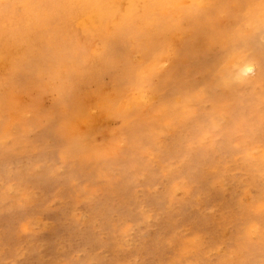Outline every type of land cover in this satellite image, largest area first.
<instances>
[{
  "label": "rangeland",
  "instance_id": "rangeland-1",
  "mask_svg": "<svg viewBox=\"0 0 264 264\" xmlns=\"http://www.w3.org/2000/svg\"><path fill=\"white\" fill-rule=\"evenodd\" d=\"M42 1L0 0V264H107L110 235L146 222L135 237L151 243L141 264L179 254L183 242L169 247L171 237L199 238L213 249L210 264H242L264 243V0H51L48 9ZM149 55L166 60L162 71L170 61L178 69L166 89L159 72L143 70ZM253 62L261 79L258 67L238 72ZM141 74L149 84L136 87ZM187 88L202 100L184 104ZM100 97L113 112L90 111ZM68 102L71 114L88 110L93 119L73 126ZM163 102L177 111L169 119L153 111ZM142 118L153 122L145 142L116 144L119 155L107 147ZM260 253L245 264H264Z\"/></svg>",
  "mask_w": 264,
  "mask_h": 264
},
{
  "label": "bare ground",
  "instance_id": "bare-ground-1",
  "mask_svg": "<svg viewBox=\"0 0 264 264\" xmlns=\"http://www.w3.org/2000/svg\"><path fill=\"white\" fill-rule=\"evenodd\" d=\"M46 2L48 1V0H45ZM44 1V2H45ZM51 1V0H50ZM50 1H48V7L47 6H45L46 8H42V9H48L49 8V3H51L52 4V1L50 2ZM65 1V0H64ZM63 1V2H64ZM82 1V0H81ZM94 1V0H93ZM99 1V0H98ZM150 1H152V0H150ZM228 1V0H227ZM226 1V2H227ZM8 2V1H7ZM43 1H42V4H45ZM67 2V1H66ZM75 2V1H74ZM73 2V3H74ZM77 2V1H76ZM97 2V1H96ZM99 2H101V1H99ZM108 3V0L107 1H105V3ZM132 2V1H131ZM145 2H146V0H145ZM144 2V3H145ZM258 2V1H257ZM147 3V2H146ZM229 3V2H228ZM38 4H41V3H36V5H38ZM47 4V3H46ZM50 4V5H51ZM77 4V3H76ZM79 4V3H78ZM113 4V3H112ZM131 4V3H130ZM129 4V5H130ZM149 4V3H148ZM151 4V3H150ZM221 4H223V3H221ZM226 4V3H225ZM52 5H55V3L54 4H52ZM51 5V6H52ZM57 6H58V4H56ZM68 5H70V4H68ZM68 5H66V6H68ZM74 5H75V3H74ZM96 5H98V3L96 4ZM100 5H101V3H100ZM100 5H98V6H100ZM104 5V4H103ZM102 5V6H103ZM132 5H133V3H132ZM132 5H130V8L131 7H133ZM263 5V4H262ZM26 6V5H25ZM40 6V5H39ZM98 6H96V7H98ZM112 6H114V5H112ZM112 6L110 7V8H112ZM176 6H178V5H176ZM220 6H222V5H220ZM8 7V6H7ZM15 7V6H14ZM31 7H32V5H31ZM34 7H36V6H34ZM34 7H32V8H34ZM43 7V6H42ZM70 7V6H69ZM106 7H107V5H106ZM105 7V8H106ZM127 7V6H126ZM179 7V6H178ZM28 8V7H27ZM39 9L41 8V6L40 7H38ZM51 9H52V7H50ZM68 8V7H67ZM74 8H76V7H74ZM102 8H104V7H102ZM109 8V9H110ZM116 8V7H115ZM172 8V7H171ZM9 9V8H8ZM31 9V8H30ZM59 9V8H58ZM57 9V10H58ZM63 9V8H62ZM61 9V10H62ZM69 9V8H68ZM89 9V8H88ZM100 9H101V6H100ZM106 10L105 12L103 11V9H102V11L104 12V13H107V11H109V13L111 14V11H112V9L111 10ZM114 9V8H113ZM120 9V8H119ZM163 9V8H162ZM13 10V9H12ZM16 10V9H15ZM22 10H24V9H22ZM37 10V9H36ZM64 10H66V9H64ZM70 10V9H69ZM68 10V11H69ZM79 10H81V9H79ZM176 10V9H175ZM209 10V9H208ZM38 11V10H37ZM37 11H35V12H37ZM74 11H76L75 9H74ZM73 11V12H74ZM126 11V10H125ZM132 11V10H131ZM134 11V10H133ZM246 11V10H245ZM34 12V11H33ZM34 12V13H35ZM38 12H40V10L38 11ZM47 12V11H46ZM58 12H60V11H58ZM58 12L56 13V14H58ZM64 12V11H63ZM103 12H101V13H103ZM115 12H116V10H115ZM173 12V11H172ZM225 12H226V10H225ZM227 12H229V11H227ZM264 12V11H263ZM28 13H30L29 12V9H28ZM33 13V14H34ZM41 13V12H40ZM44 13V12H43ZM48 13V12H47ZM61 13V12H60ZM60 13H59V16H60ZM68 13V12H67ZM100 13V14H101ZM113 13V12H112ZM128 13V12H127ZM132 13V12H131ZM207 13V12H206ZM258 13H260V12H258ZM262 13V12H261ZM8 14V13H7ZM46 14V13H45ZM50 14H51V12H50ZM54 14V13H53ZM56 14H54V16L56 15ZM99 14V15H100ZM172 14H177V13H172ZM204 14H205V11H204ZM217 14V13H216ZM256 14V13H255ZM10 15V14H9ZM8 15V16H9ZM13 15V14H12ZM29 15H32V13L31 14H29ZM114 15H116L115 13H114ZM207 15V14H206ZM258 15V14H257ZM35 16V15H34ZM33 16V17H34ZM50 16V15H49ZM62 16V15H61ZM102 16V15H101ZM163 16V15H162ZM36 17V16H35ZM43 17V16H42ZM45 17V16H44ZM43 17V18H44ZM70 17V16H69ZM111 17H112V15H111ZM117 17V16H116ZM115 17V18H116ZM6 18V17H5ZM24 18V17H23ZM32 18V17H31ZM56 18V17H55ZM159 18V17H158ZM162 18V17H161ZM170 18V17H169ZM186 18V17H185ZM203 18V17H202ZM234 18H236V17H234ZM7 19V18H6ZM12 18H10V20H11ZM45 19V18H44ZM59 19V18H58ZM32 20H34V19H32ZM31 20V21H32ZM206 20V19H205ZM253 20V19H252ZM26 21V20H25ZM38 21V22H37ZM36 22L37 23H39V20H37ZM41 21H43V20H41ZM56 21V20H55ZM131 21V20H130ZM251 21V20H250ZM261 21V20H260ZM199 22H201V21H199ZM252 22V21H251ZM257 23H259V22H257ZM29 24V23H28ZM27 24V25H28ZM32 24V23H31ZM30 24V25H31ZM36 24V23H35ZM45 24V23H44ZM117 24V23H116ZM168 24V23H167ZM200 24V23H199ZM206 24V23H205ZM252 24V23H251ZM37 25V24H36ZM39 25V24H38ZM119 25V24H118ZM33 27H34V24H33ZM38 27V26H37ZM145 27V26H144ZM200 28V27H199ZM198 28V29H199ZM203 28V27H202ZM216 28V27H215ZM35 29V28H34ZM39 29V28H38ZM145 29V28H144ZM140 30V29H139ZM138 30V31H139ZM33 31V30H32ZM31 31V32H32ZM53 31V30H52ZM86 31V30H85ZM15 32V31H14ZM31 32H30V34L29 35H31ZM40 32H42V30L40 31L39 30V33ZM212 32H214V31H212ZM211 32V33H212ZM220 32H222V31H220ZM10 33V32H9ZM260 33V32H259ZM36 34V33H35ZM41 34V33H40ZM111 35H113V34H111ZM19 36V35H18ZM21 36H22V34H21ZM23 36H25L26 37V35H23ZM36 36V35H35ZM37 36H39L38 35V33H37ZM207 36V35H206ZM33 37V36H32ZM162 37H164V36H162ZM26 38H28V37H26ZM31 38V37H30ZM117 38V37H116ZM116 38H114V39H116ZM128 38V37H127ZM211 38V37H210ZM36 39V38H35ZM106 39H109V38H107L106 37ZM114 39H112V40H114ZM170 39V38H169ZM10 40V39H9ZM41 40V39H40ZM118 40V39H117ZM149 40V39H148ZM125 41V40H124ZM60 42V41H59ZM107 42V41H106ZM114 42V41H113ZM129 42V41H128ZM162 42V41H161ZM161 42H160V44H161ZM109 43H110V45H111V42H110V40H109ZM108 43V44H109ZM115 43V42H114ZM29 44V43H28ZM105 44V43H104ZM113 44V43H112ZM121 44V43H120ZM159 44V45H160ZM212 44V43H211ZM13 45V44H12ZM145 45V44H144ZM152 45V44H151ZM166 45V44H165ZM164 45V46H165ZM213 45V44H212ZM106 46V45H105ZM109 46V45H108ZM162 46V45H161ZM232 46V45H231ZM73 47H74V45H73ZM72 47V48H73ZM104 47V46H103ZM111 47V46H110ZM6 48V47H5ZM50 48V47H49ZM105 48V47H104ZM144 48V50H146V51H148V50H151V52H152V49L151 48H149L147 45L146 46H144L143 47ZM226 47H224V49H225ZM13 49V48H12ZM11 49V50H12ZM108 49V48H107ZM217 50V49H216ZM16 51V50H15ZM205 51V50H204ZM3 52V51H2ZM1 52V53H2ZM73 52V51H72ZM149 52V51H148ZM208 52H210V51H208ZM53 53V52H52ZM154 53V52H153ZM152 53V54H153ZM179 53V52H178ZM93 54V53H92ZM210 54V53H209ZM212 54V53H211ZM154 55V54H153ZM213 55V54H212ZM100 56H102V55H100ZM99 56V57H100ZM126 56V55H125ZM154 56H156V55H154ZM183 56H184V54H183ZM142 57V56H141ZM149 58H150V55L148 56ZM174 57V56H173ZM102 58V60H104L103 58V56L101 57ZM114 58V57H113ZM124 58V57H123ZM98 59V58H97ZM100 59V58H99ZM109 59V58H108ZM129 59V58H128ZM146 59V58H145ZM209 58H207V60H208ZM250 59V58H249ZM248 59V60H249ZM205 60V59H204ZM211 62H209L210 64H212V67L213 66H215L216 64H217V67H219V65H218V61H219V59H217V56H215V57H210V59H209ZM105 61V60H104ZM104 61H101V62H104ZM119 61V60H118ZM131 61V60H130ZM148 61V64H146V62ZM163 61H166V60H162V59H157V58H150L149 60H148V58L146 59V62H145V66H143L142 68H143V70L146 68H148V69H154L155 70V73H158V75H159V85L161 86V88L162 89H166L167 87H166V81H167V83L168 82H170V81H172L173 79H175V78H177V76L175 75L176 74V71L174 70V69H177L176 68V66L174 65V64H171L172 62L170 61V66L172 67V65H174L175 66V68L174 69H172L171 67L169 68H167V69H164L163 71H162V65L165 63V62H163ZM3 62V61H2ZM100 62V63H101ZM122 62H124V61H122ZM192 62V61H191ZM250 62H251V60H250ZM67 63V62H66ZM108 64V63H110V61L108 62V61H106V62H104V65L105 64ZM209 63H208V66H209ZM254 64H252V63H243L242 65H240L239 67H238V72H243V73H251L252 71H254V68L255 67H258V71H257V73H256V75H257V77H259V75H261L260 74V72H261V68H260V66L261 65H259V63L258 62H253ZM112 64V61H111V63H110V65ZM260 64H262V63H260ZM101 65V64H100ZM109 65V64H108ZM113 65H115V64H113ZM207 65V64H206ZM105 66H107V65H105ZM208 66H204V67H206V68H211L210 66L208 67ZM220 66H221V63H220ZM263 67H264V64L262 65ZM97 67V66H96ZM112 67H115V66H112ZM111 67V68H112ZM120 67V66H119ZM141 67V66H140ZM204 67H200V68H204ZM216 67V66H215ZM122 68V67H121ZM206 68H204L203 70H206ZM214 68V67H213ZM213 68H211L212 70H210L209 69V72H211V71H213ZM223 68V67H222ZM134 69H136V68H134ZM216 69V68H215ZM231 69V68H230ZM157 70V71H156ZM178 70V69H177ZM202 70V69H201ZM208 70V69H207ZM133 71V74H135L134 72L135 71H137V70H132ZM232 71H234V73H235V70H232ZM113 72V71H112ZM178 72V71H177ZM206 72H208V71H206ZM262 72H264L263 70H262ZM261 72V73H262ZM50 73V72H49ZM53 73V72H52ZM137 73V72H136ZM144 73V72H143ZM98 74V73H97ZM118 74V73H117ZM120 74V73H119ZM137 74H140V73H137ZM212 74V73H211ZM214 74V73H213ZM212 74V75H213ZM223 74V73H222ZM229 74V73H228ZM217 75V74H216ZM211 76V75H210ZM137 77V75L135 76V78ZM141 80L139 81V82H141V83H139V84H136V87H138V86H141V85H145V83H146V85L147 84H149V83H147V79L145 78V74H141ZM213 77V76H212ZM217 77H219V76H217ZM221 77V76H220ZM219 77V79L221 80V78ZM223 77V76H222ZM256 77V78H257ZM216 77H214V79H215ZM255 78V79H256ZM114 79V78H113ZM137 79H139V77H137ZM207 79H209V78H207ZM213 79V78H212ZM211 79V80H212ZM259 79H261V77H259ZM136 80V79H135ZM134 80V81H135ZM216 80V79H215ZM215 80L213 81V82H215ZM219 80V81H220ZM225 80H227V79H225ZM174 81V80H173ZM210 81V79L207 81V82H209ZM219 81H218V83H219ZM249 81V80H248ZM256 81V80H255ZM258 81V80H257ZM120 82L121 81H118L117 83H115V87H117V88H120ZM175 82V81H174ZM206 82V83H207ZM211 82V81H210ZM209 82V83H210ZM225 82V81H224ZM251 82H252V80H251ZM59 83V82H58ZM209 83H208V85H207V88H209L210 87V85H209ZM226 83V82H225ZM259 83V82H258ZM257 83V84H258ZM205 84V83H204ZM221 84H222V82H221ZM255 84H256V82H255ZM159 85H158V87H159ZM171 85V84H170ZM218 85V84H217ZM247 85V84H246ZM223 86V84L222 85H219L218 87H222ZM226 86H227V84H226ZM113 87H114V85H113ZM206 87V86H205ZM212 87V89L210 88L209 90H213L214 88H213V86H211ZM215 87V86H214ZM224 87H225V85H224ZM59 88H62V87H59ZM199 88V87H198ZM228 88V87H227ZM206 90V89H205ZM216 90V89H215ZM214 90V91H215ZM63 92V91H62ZM193 92V91H192ZM212 92V91H211ZM217 92H219L218 91V88H217ZM61 93V92H60ZM181 93V92H180ZM206 93H207V91H206ZM214 93V92H213ZM182 94L183 95H185V96H183V97H185V99L183 98V102H184V104L186 103V102H190V101H193L194 99H192V98H194V97H196V96H192V93H191V89H189V88H187L184 92H182ZM217 94V93H216ZM238 94V93H237ZM248 94V93H247ZM194 95V94H193ZM214 95V94H213ZM219 95V94H218ZM206 96V95H205ZM208 96L210 97V94H208ZM233 96V95H232ZM252 96V95H251ZM150 97H152V96H150ZM209 97H207V99L208 100H210V98ZM234 97V96H233ZM101 98V97H100ZM114 98V97H113ZM230 98V97H229ZM228 98V99H229ZM203 99H204V97H203ZM212 99V98H211ZM96 101L94 102H92V106L89 108L90 109V111H92L93 109H95V110H97L98 112H101V109L102 108H100V106L101 107H103V110L102 111H104V110H108V112L107 113H110V112H113V109L115 108V104L113 103V101H111V103H108L107 101H105V99H99V100H97V99H95ZM130 100H135V106H138V103H137V100L136 99H133V98H131ZM185 100V101H184ZM196 100V99H195ZM193 101V102H197V100H202V99H199L198 97H197V100L196 101ZM70 101H71V99H70ZM76 101V100H75ZM104 101V102H103ZM160 101V100H159ZM102 102V103H101ZM177 102V101H176ZM183 102H182V104H183ZM100 103H101V105H100ZM181 103V102H180ZM10 104H11V102H10ZM14 104V103H13ZM13 104H12V107H13ZM181 104V105H182ZM183 104V105H184ZM233 105V104H232ZM64 106V113L66 112V114H63L64 116H67L68 118L70 117H72L73 115L71 114V110H69V109H72V107L70 106V104H69V102H68V104H65V105H63ZM143 106V105H142ZM96 107V108H95ZM126 107H128L127 105H126ZM181 107H183V106H181ZM255 107V106H254ZM253 107V108H254ZM129 108V107H128ZM180 108V107H179ZM233 108H234V106H233ZM252 109V108H251ZM178 110V109H177ZM234 109H230V110H228V111H233ZM153 111H155V112H158V111H161L162 113H166V115H168V119L171 117V116H174L175 114H176V110L175 109H173L172 107H170L166 102H163V104H159V105H157L155 108H153ZM85 112V113H84ZM84 112H81L80 110L79 111H77L76 112V114L74 115L75 117H73L72 119H74V120H72V122H71V124H73V126H74V124H75V126H78V125H80L82 122H85V121H81V120H83L82 118H84L85 120H90V119H93V117H94V114L93 113H88V110H87V114H86V111H84ZM116 112V111H115ZM227 112V111H226ZM229 112V113H230ZM104 113H106L105 111H104ZM159 114H160V112H158ZM239 113V112H238ZM246 113V112H245ZM87 116H86V115ZM116 114V113H115ZM156 115V114H155ZM240 115H241V113H240ZM239 115V117H241ZM121 116L123 117V118H125L127 115H125V113L123 114V113H121ZM154 116V115H153ZM163 116H164V114H163ZM67 117H65L64 119H66ZM148 117V116H147ZM151 117V116H150ZM166 117H165V119H166ZM243 117V116H242ZM135 119V118H134ZM136 119H138V118H136ZM143 119V118H142ZM148 119V118H147ZM147 119H143V120H140V121H138V120H134V125H132V126H134L135 128H137V129H133V130H131V131H136V130H140L139 131V134L138 133H136V134H134V132H133V135L134 136H132V137H130L131 135H130V133L132 134V132L130 131H128L129 130V128L131 129V127H129L128 128V126H127V128H128V130H127V128L126 129H123L124 130V132H121V136H122V134H123V136L121 137V138H118V137H116V138H118V139H116L115 140V142H113V140H114V137H113V140H112V143H113V145L111 144V141H110V143H108L107 144V147L108 146H110L111 148H112V150H117L116 151V153L117 152H119V150L118 149H116V148H114V146L116 145V144H124L125 143V146H126V143H128V144H131V139H136V141L135 142H132V144L133 143H135L136 144V142H138L139 141V138H141L142 136L143 137H147L144 133H143V129L145 128V125H147V124H149L148 126H150V124H152L153 122H152V120L150 121V123H148V121H147ZM161 119H164V117H162ZM196 119V118H195ZM239 119V118H238ZM243 118H241V120H242ZM150 120V119H149ZM167 120V119H166ZM95 121H96V119H95ZM165 121V120H164ZM236 121V120H235ZM18 122V121H17ZM21 122V121H20ZM60 122V121H59ZM155 122H156V120H155ZM175 121H173V123H174ZM240 122V121H239ZM243 122V121H242ZM124 123H125V121H124ZM126 123H128V122H126ZM160 123H162V122H160ZM194 123V122H193ZM17 124V123H16ZM16 124L14 125L15 127H16ZM23 125V124H22ZM57 125H59V123L57 124ZM87 125V124H86ZM94 125H96V124H94ZM128 125V124H127ZM10 126V125H9ZM13 126V127H14ZM28 126H31V125H28ZM63 126V125H62ZM147 126V127H148ZM17 127H18V125H17ZM16 127V128H17ZM35 127V126H34ZM103 127V126H102ZM125 127H126V125H125ZM172 127V126H171ZM15 128V129H16ZM18 129V128H17ZM90 130V129H89ZM122 130V129H121ZM9 131V130H8ZM16 131V130H15ZM128 131V132H127ZM239 131V130H238ZM242 131H243V129H242ZM90 132H91V130H90ZM215 132V131H214ZM233 132V131H232ZM246 132H248V131H246ZM43 133V132H42ZM120 133V132H119ZM79 134V133H78ZM82 134V133H81ZM81 134H79V135H81ZM78 135V136H79ZM137 135L139 136V137H137ZM14 136V135H13ZM39 136V135H38ZM109 136V135H108ZM107 136V137H108ZM141 136V137H140ZM12 137V136H11ZM61 137V136H60ZM60 137H58V140L57 141H60L61 139H60ZM80 137H82V136H80ZM111 137H112V134H111ZM143 137L141 138V140H143ZM149 137V136H148ZM18 138V137H17ZM16 138V139H17ZM13 139V138H12ZM109 139V138H108ZM145 140V139H144ZM143 140V141H144ZM16 141V140H15ZM146 141V140H145ZM144 141V142H145ZM148 141V140H147ZM79 142V141H78ZM77 142V144H75V146H74V148H75V150H76V148H77V146L79 145V143ZM144 142H142V143H144ZM81 144V143H80ZM138 144V143H137ZM141 144V143H140ZM58 145V144H57ZM149 145V144H148ZM81 147H83V146H81ZM140 147V146H139ZM79 148V147H78ZM85 148V147H84ZM105 149V148H104ZM106 150V151H105ZM105 150H103V151H105V153L103 152V151H100L99 153H101L102 152V154L103 155H101V156H104L103 158H104V161H110V159H112L113 157V152H112V154L109 152V150H107V149H105ZM136 151V148L134 147V145H133V147L131 146V149H130V152H135ZM98 152V151H97ZM115 152V151H114ZM75 154V153H74ZM85 154V153H84ZM83 154V155H84ZM118 154V153H117ZM87 155H89V153H86V156ZM98 155H100V154H98ZM97 155V156H98ZM119 155V154H118ZM132 155V154H131ZM100 156V157H101ZM133 156H134V154H133ZM84 157V156H83ZM83 157H81V159L83 158ZM88 157V156H87ZM89 158V157H88ZM88 158L86 159V157H85V159H86V162H87V160H88ZM70 159V158H69ZM80 159V160H81ZM79 160V161H80ZM90 160V159H89ZM101 160H102V157H101ZM112 160H114L113 162V170H114V167H115V171H119V161H117V160H115V159H112ZM132 162V161H131ZM84 163V162H83ZM89 163H91L90 161H89ZM100 163H102V162H100ZM88 164V163H87ZM94 164V163H93ZM121 164V163H120ZM86 165V164H85ZM133 165V164H132ZM84 166V165H83ZM94 166V167H93ZM92 166V170H91V172L95 175V176H97V177H100V176H102L103 175V172L101 171V169L99 170L98 169V167H95V165H93ZM105 166V165H104ZM103 166V167H104ZM39 167V166H38ZM106 167V166H105ZM108 167V166H107ZM119 167V168H118ZM133 167H135V166H133ZM137 168V167H136ZM105 169V168H104ZM107 169V168H106ZM111 169V168H110ZM109 169V170H110ZM25 170V169H24ZM108 170V171H109ZM105 172H107V171H105ZM74 173V172H73ZM109 173V172H108ZM111 173V172H110ZM109 173V174H110ZM21 175V174H20ZM111 184V183H110ZM180 186V185H179ZM177 188V187H176ZM166 215V214H165ZM150 217V216H149ZM166 218V217H165ZM167 218H168V216H167ZM166 218V219H167ZM171 218V217H170ZM166 221H168V220H166ZM146 222V221H145ZM169 222V221H168ZM147 223V222H146ZM145 223V224H146ZM174 223H176V222H174ZM174 223H171L170 222V225L171 224H174ZM178 223V222H177ZM145 224H143V225H145ZM151 224V223H150ZM169 224V223H168ZM142 224H137L135 227H127V228H124L122 231H120V232H115V233H113V234H111L110 235V238H109V245H110V249H109V252H110V255H108L107 256V261H106V263L107 264H141V262H142V260H145V258H150V255H151V243L149 242V241H145V242H139V241H137V240H135V237H136V234L138 235V232L140 231V229H141V226H143ZM175 225V224H174ZM148 226V225H147ZM123 227V226H122ZM168 227V226H167ZM168 228H170V227H168ZM240 234H241V232H239ZM143 235V234H142ZM184 235V234H183ZM185 236V235H184ZM183 236V237H184ZM182 237V236H181ZM182 237V238H183ZM142 239V238H141ZM141 241V240H140ZM181 241L183 242V247H181V251H180V253L179 254H177L176 256H169L164 262H162V264H210V260H211V258L213 257V249L211 248V247H205V246H203L202 245V243H201V241L199 240V238H196V237H193V238H188V239H180L179 240V238H172L171 237V239H170V242H169V247L171 246L172 247V245L171 244H173V242L175 243V244H180L181 243ZM207 241V240H206ZM208 243V242H207ZM256 247V249H257V251H259V252H257L256 253V251H252V250H255V248H251V250H250V255L251 256H249V257H247V258H245L244 256L242 257V259H241V257H240V260H241V262H242V264H245L246 263V260L247 259H250L252 256H255V255H257L258 256V254H261L260 253V250H262L263 249V247H264V243H263V241H262V239H260L259 241H258V243H256V245H255ZM173 248H174V246H173ZM172 250V249H171ZM176 253V252H175ZM134 254V256H132ZM221 254V253H220ZM220 254H218V255H220ZM223 254V253H222ZM221 254V255H222ZM172 255V254H171ZM131 256L132 257H134L132 260H130V258H131ZM258 259V258H257ZM262 259V258H261ZM216 262H215V264H230V262L225 258V257H222V258H218L217 260H215ZM255 262V261H254Z\"/></svg>",
  "mask_w": 264,
  "mask_h": 264
}]
</instances>
